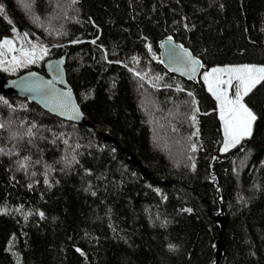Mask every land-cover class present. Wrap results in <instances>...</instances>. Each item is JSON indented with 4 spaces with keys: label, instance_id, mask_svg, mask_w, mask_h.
I'll return each instance as SVG.
<instances>
[{
    "label": "trees",
    "instance_id": "16d2710c",
    "mask_svg": "<svg viewBox=\"0 0 264 264\" xmlns=\"http://www.w3.org/2000/svg\"><path fill=\"white\" fill-rule=\"evenodd\" d=\"M0 5V38L15 26L47 49L18 72L65 53L91 122L0 93V264H214L217 214L218 264H264V81L244 95L250 135L221 152L215 98L158 46L172 37L202 69L264 63V0Z\"/></svg>",
    "mask_w": 264,
    "mask_h": 264
},
{
    "label": "water",
    "instance_id": "95a60500",
    "mask_svg": "<svg viewBox=\"0 0 264 264\" xmlns=\"http://www.w3.org/2000/svg\"><path fill=\"white\" fill-rule=\"evenodd\" d=\"M168 38L169 36H165L158 41L162 63L166 68L178 75L190 80L197 79L203 67H198L195 73H189L184 64L178 62L180 55H182V49L180 48L181 44L175 41L172 37L169 42ZM183 48L192 53L188 48L184 46ZM192 55L199 60L201 65H203L200 58L193 53ZM65 63L66 54L64 53L58 56L45 58L42 63L43 72L36 68H28L15 75L6 76L0 71V93L13 97L28 98L41 109L52 115L61 119L73 121L82 126H91V122L85 118V114L78 102L76 94L67 80ZM190 76L192 78H190ZM36 85H39L40 87L36 89ZM54 98L63 99L70 106L74 105L78 109L79 114L77 115L76 113H73L70 109L68 111L61 109L54 102ZM104 137L108 138L106 135H104ZM121 148L134 164L142 168L141 162L135 158L126 147ZM214 218L221 224L220 235L216 242L217 256L214 263L218 264L223 249L221 232L224 228L225 219L219 214L215 215Z\"/></svg>",
    "mask_w": 264,
    "mask_h": 264
},
{
    "label": "snow or ice",
    "instance_id": "6c2138e0",
    "mask_svg": "<svg viewBox=\"0 0 264 264\" xmlns=\"http://www.w3.org/2000/svg\"><path fill=\"white\" fill-rule=\"evenodd\" d=\"M3 13V6L0 5V14ZM27 35L28 34L25 33V36ZM171 39V37L168 38L169 42ZM11 45L12 40L10 39H4L2 41V46L10 48ZM180 48L182 49V55H180L178 62L183 63L189 73H195L198 67H203L192 53L187 49H184L182 45ZM149 50H151V46H149ZM40 52L41 55L37 56V49L34 45L31 51L25 53V60H16V58H14V61L20 66L36 63L38 59H42L43 55L47 54V49L41 47ZM5 70L7 71V69ZM224 74H227V79L222 78ZM137 75L139 74L137 73ZM190 78L192 77L190 76ZM204 80L208 84V91L211 92L219 102L220 118L224 122L225 135L224 147L222 150L227 151L229 148L239 143L243 136L250 135L251 133L252 122L255 121L257 117L248 107L245 106L242 100L243 96L247 95L256 84L264 81V66L243 65L238 67L214 68L211 72L204 74ZM233 81L236 82L235 85H233ZM222 85H228L235 88L234 98L228 95L227 88L221 87ZM39 87V85L35 86L36 89ZM189 95L191 96L192 93H189ZM54 102L58 107L65 111L70 109L73 113H76L77 115L79 114L78 109L74 105L70 106L63 99L54 98ZM5 103H7V101H5ZM195 103L196 101L193 98V104ZM195 111H199V109H195ZM195 119V114H193L192 120L195 121ZM2 127L3 125L0 124V128ZM197 134V132L193 133V135ZM21 166L23 167V164ZM185 211L191 212L192 210L185 209ZM41 216H43V213H41ZM169 247L171 249L173 246L170 245Z\"/></svg>",
    "mask_w": 264,
    "mask_h": 264
},
{
    "label": "rangeland",
    "instance_id": "374dc122",
    "mask_svg": "<svg viewBox=\"0 0 264 264\" xmlns=\"http://www.w3.org/2000/svg\"><path fill=\"white\" fill-rule=\"evenodd\" d=\"M25 33L26 32L24 30H19L15 26H13L11 36H4V37L0 38V70H2L3 72H5L8 75H15V74H17V72L22 67H24V66H20L18 63H16L14 61V58H16V60H25L26 59L25 53L31 51L34 45L36 46V49H37V56L41 55V52H40L41 45L39 44V42L37 40L31 38L29 35L25 36ZM4 39L12 40V45L10 48L2 46V41ZM243 65H255V66L260 67V66H264V63L236 62V63L216 64V65H212V66H209L207 68L202 69L200 74H199V78L204 82L206 88L208 89V84L204 80V74L205 73L211 72V70L214 68L238 67V66H243ZM5 69H7V71ZM222 78L227 79V74H224ZM235 83L236 82L233 81V85H235ZM221 87L227 88L228 95L230 97L234 98V96H235V88L234 87H230L228 85H222ZM213 97L215 98V96H213ZM215 100H216L217 114H218L219 119H220L221 131H222V140H221L219 150L221 152H223L222 149L224 147V141H225L224 122L220 118L219 102L217 101L216 98H215ZM242 102L245 104L246 107H248L253 112V110L245 103L244 96H243ZM243 137H245V136H243Z\"/></svg>",
    "mask_w": 264,
    "mask_h": 264
},
{
    "label": "bare ground",
    "instance_id": "6f19581e",
    "mask_svg": "<svg viewBox=\"0 0 264 264\" xmlns=\"http://www.w3.org/2000/svg\"><path fill=\"white\" fill-rule=\"evenodd\" d=\"M51 57V56H50Z\"/></svg>",
    "mask_w": 264,
    "mask_h": 264
}]
</instances>
